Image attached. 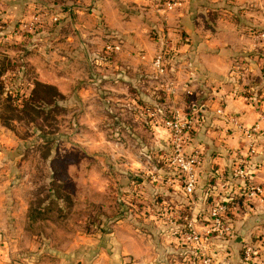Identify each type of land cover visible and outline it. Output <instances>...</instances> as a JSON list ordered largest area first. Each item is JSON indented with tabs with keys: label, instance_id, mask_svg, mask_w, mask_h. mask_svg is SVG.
I'll use <instances>...</instances> for the list:
<instances>
[{
	"label": "rangeland",
	"instance_id": "374dc122",
	"mask_svg": "<svg viewBox=\"0 0 264 264\" xmlns=\"http://www.w3.org/2000/svg\"><path fill=\"white\" fill-rule=\"evenodd\" d=\"M169 2L0 0V255L5 253L6 264H94L101 253L145 248L151 237L159 238L155 225L145 221L147 204L162 201L152 188L164 185L159 181L164 174L173 184L178 175L166 156L173 152L169 138L167 146L158 144L156 131L166 128L146 111L196 116L192 104L209 95L161 87L169 82L177 54L166 61L163 74L150 65L129 64L127 76L115 81L116 66L106 63L117 55H106L104 47L116 42L153 60L163 36L177 44L183 36L169 18L175 10L168 9ZM221 2L232 8L229 0ZM215 3L192 0L190 5L209 30L218 14ZM257 3L251 0L246 8L262 10ZM37 11L45 25L20 34L21 21ZM53 15L59 20L53 22ZM246 24L256 27L251 33L264 29L252 20ZM258 40L256 47L264 49V40ZM85 42L96 51L104 45V61L100 57L90 65ZM52 79L62 81L63 91ZM37 81L55 86L61 96L53 99L51 90L42 91L44 112L20 118L17 108ZM194 149L203 150L192 141L187 151ZM115 231L135 237L118 242Z\"/></svg>",
	"mask_w": 264,
	"mask_h": 264
},
{
	"label": "crops",
	"instance_id": "0c3cea01",
	"mask_svg": "<svg viewBox=\"0 0 264 264\" xmlns=\"http://www.w3.org/2000/svg\"><path fill=\"white\" fill-rule=\"evenodd\" d=\"M191 1L179 0V7L174 6L175 10L169 14L170 19L177 21L183 37L177 42L179 53L169 74L171 78L169 79L168 75L169 82L161 84V87L167 85V89L171 87L172 91L180 93L181 90L189 93L197 90L199 95L207 90L205 93L209 95L208 100L199 99L192 104V112L199 120L192 141L193 145H199L203 149L202 152H205V163L200 169L199 187L192 196L185 195L178 182L173 184L172 177H166V173L164 179L159 180L164 185L152 188V193L159 194L162 201L156 204L150 202L146 209L163 202L170 203L176 207L182 218L190 216L195 220L197 229L203 231L209 223L210 208L217 195L220 192L232 196L237 193L238 184L233 185L225 173L227 167L232 166L235 159L248 150V140L237 130V124L246 127L255 125L260 121L264 108V49L256 47L258 44L255 39L258 38L251 33L256 27L246 24L251 20L264 24V0H257V5L263 9L257 8L254 12L246 8L251 0H229L233 5L227 6L232 8H225L221 2L223 0H214L218 14L213 30L202 24L203 18H195L190 11ZM108 26L115 27L111 24ZM82 47L90 65L99 63L102 47L96 51V47L88 42L82 43ZM115 54L117 56L114 60L111 57L112 64L106 63L107 66H116V73L111 76L115 81L126 77V70L132 65H150L153 68L152 58L148 59V53L144 54L146 56L143 58L126 50L123 45L121 51ZM109 74L104 73L103 78H110ZM257 81L260 83L257 89L260 91L259 87L262 88L259 95L245 96V89L248 87L247 90L250 91V85ZM49 82L63 91L61 80L52 79ZM261 129L259 153L256 154L259 168L254 175V181L264 185V120L261 122ZM157 132L160 136L157 139L158 144L167 146V131L157 129ZM164 155L162 153L161 158ZM212 175L215 176V183L210 185L216 188L210 191L206 179L211 181ZM237 201L233 202L231 208L234 232L225 238L212 236L206 244L207 252L214 257V264H247L243 260V247L247 243L264 242V201L251 207ZM0 210H4L3 204H0ZM154 218L155 216L149 213L145 221L152 223L159 230L158 239L151 237V242L145 248L130 247L129 250L123 246L121 253H101L94 264H190L188 256L192 254L191 250L175 239L176 230ZM182 222L183 220L179 219L178 223ZM113 234L118 242L135 237L133 232L124 238L119 232L115 231ZM3 259L5 253L0 255V263L6 264Z\"/></svg>",
	"mask_w": 264,
	"mask_h": 264
},
{
	"label": "built area",
	"instance_id": "2783aa9c",
	"mask_svg": "<svg viewBox=\"0 0 264 264\" xmlns=\"http://www.w3.org/2000/svg\"><path fill=\"white\" fill-rule=\"evenodd\" d=\"M178 3L179 0L169 2L168 9H172ZM51 18L53 22L59 20L58 15H53ZM45 23L39 12H34L29 18L21 21L19 32L20 34L33 33L37 27H43ZM254 35L258 39L264 40V29L255 30ZM120 50L121 45L116 42L107 43L104 47L106 55L118 53ZM176 52L177 44L174 42V38L170 35L163 36L161 49L152 60L154 69L163 74L166 71V61L177 54ZM102 61H104V57H101ZM146 114L153 118L152 121L161 122L160 125L166 128L169 134V145L172 146L173 151L171 157L166 155L167 159L171 160L176 169L178 175L176 181L183 193L188 197L192 196L199 187L200 169L205 163L202 151L197 149L191 152L187 151L192 144L193 132L199 122L198 118L188 113L171 115L163 109H154V111L148 109ZM263 120L264 108L260 114V121L251 127L237 124L234 119L237 130L248 140V150L239 156L233 169L234 176L240 179L241 184L238 185L237 193L233 196L230 195L226 198L223 192L217 195L210 208L209 223L203 231L197 229L195 220L190 216L182 218L176 207L174 208L170 203L163 202L155 207H148L147 211L155 216L154 219H159L162 224L169 225L172 230L175 229V239L190 248V253H192L188 256L190 264H214V257L207 252L206 244L212 236L225 238L234 232L235 225L231 218V208L236 197L239 198L238 201L236 200L237 202L248 207L264 201V185L254 181V175L259 167L253 162L256 154L259 153L260 136L258 133L262 130L261 122ZM222 178L224 179V172H222ZM179 219H182L183 222L178 223ZM243 254L247 264H264V242L247 243Z\"/></svg>",
	"mask_w": 264,
	"mask_h": 264
},
{
	"label": "trees",
	"instance_id": "16d2710c",
	"mask_svg": "<svg viewBox=\"0 0 264 264\" xmlns=\"http://www.w3.org/2000/svg\"><path fill=\"white\" fill-rule=\"evenodd\" d=\"M40 28H42V27H37V29L33 33H35L36 31H38ZM263 77H264V74H263ZM259 81L262 82L261 80H259ZM259 85H260V83L258 81H257V83L254 82V84L253 85H250V87H249L250 88V91L247 90L244 93V95L245 96H250V97H256L257 95H259V92L262 91L261 90L262 89L261 86L259 87L260 88V91H259V89H257V86H259ZM49 90H51L54 93L53 99H56L57 96H61V93L58 91V89L55 86L50 85V84H46V83H43V82H40V81H37L35 83V87L32 90L31 95L29 97H26L25 99H23V101H22V107H19L18 106L17 109L21 113L18 112V113H16V115L17 116H20V118L22 116H27V117L29 116L28 118H34L35 116L41 115L42 112H44L43 111L44 109L40 106V102L45 100V98L42 96V91H49ZM34 114H35V116L34 117H31ZM7 124L10 125V123H8V122H7ZM258 134L261 137L262 132L260 131ZM238 159H239V157H237L235 159V163L238 161ZM253 162H255V164L257 165L256 162H258V161H257V157L256 156L254 157ZM235 163H233L232 166H230V167L228 166L227 167V170H225V173H226V175L228 177V180L233 185L234 184L240 185L241 184L240 179L237 178V177H235L234 174H233V169H234ZM257 166L259 167V165H257ZM214 179H215V176H213V175L210 176V180L211 181H209L208 179H206V181H207L206 185L209 186L210 184L215 183L214 182ZM206 185H205V187H207ZM209 187H210V189H209L210 191L211 190H214L216 188V187H213L211 185ZM209 190H208V192H209ZM229 196L230 195L225 194V197L226 198H228ZM236 200H239V198L236 197V199H234L233 201H236ZM158 232H159V230H158ZM243 248H245V246ZM243 253H244V249H243ZM243 260H244V254H243Z\"/></svg>",
	"mask_w": 264,
	"mask_h": 264
}]
</instances>
